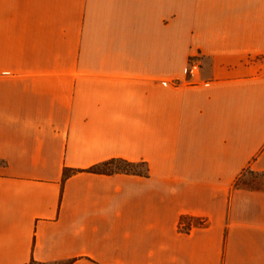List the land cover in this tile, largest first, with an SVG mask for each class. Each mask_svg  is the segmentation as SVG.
Returning a JSON list of instances; mask_svg holds the SVG:
<instances>
[{
  "label": "crops",
  "instance_id": "obj_1",
  "mask_svg": "<svg viewBox=\"0 0 264 264\" xmlns=\"http://www.w3.org/2000/svg\"><path fill=\"white\" fill-rule=\"evenodd\" d=\"M246 173L264 0H0V264H264Z\"/></svg>",
  "mask_w": 264,
  "mask_h": 264
},
{
  "label": "trees",
  "instance_id": "obj_2",
  "mask_svg": "<svg viewBox=\"0 0 264 264\" xmlns=\"http://www.w3.org/2000/svg\"><path fill=\"white\" fill-rule=\"evenodd\" d=\"M87 171L94 173H101V174L125 173V174H135V175L145 176L147 175V166L146 163L143 161L130 162L120 158H113L98 163L88 168ZM68 174L69 171L65 170L64 176H67ZM183 219L186 218L182 217L181 220Z\"/></svg>",
  "mask_w": 264,
  "mask_h": 264
},
{
  "label": "built area",
  "instance_id": "obj_3",
  "mask_svg": "<svg viewBox=\"0 0 264 264\" xmlns=\"http://www.w3.org/2000/svg\"><path fill=\"white\" fill-rule=\"evenodd\" d=\"M198 69V64L194 59H189L187 66L184 68L185 75H192ZM205 220L202 218H198L196 220L191 219H183L179 222V229L183 231L189 230L193 225H203Z\"/></svg>",
  "mask_w": 264,
  "mask_h": 264
},
{
  "label": "rangeland",
  "instance_id": "obj_4",
  "mask_svg": "<svg viewBox=\"0 0 264 264\" xmlns=\"http://www.w3.org/2000/svg\"><path fill=\"white\" fill-rule=\"evenodd\" d=\"M240 182L250 187H264V175L246 173Z\"/></svg>",
  "mask_w": 264,
  "mask_h": 264
}]
</instances>
